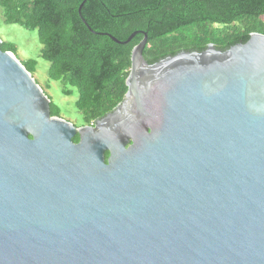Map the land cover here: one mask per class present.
Here are the masks:
<instances>
[{
  "label": "water",
  "instance_id": "95a60500",
  "mask_svg": "<svg viewBox=\"0 0 264 264\" xmlns=\"http://www.w3.org/2000/svg\"><path fill=\"white\" fill-rule=\"evenodd\" d=\"M137 33L81 127L0 47V264H264V34L150 64Z\"/></svg>",
  "mask_w": 264,
  "mask_h": 264
},
{
  "label": "trees",
  "instance_id": "16d2710c",
  "mask_svg": "<svg viewBox=\"0 0 264 264\" xmlns=\"http://www.w3.org/2000/svg\"><path fill=\"white\" fill-rule=\"evenodd\" d=\"M0 8L6 24L36 31L48 78L77 91L75 107L87 125L123 100L131 50L143 38L137 33L124 43L134 31L147 33L143 56L150 64L209 44L226 50L252 32L264 34V0H0ZM0 47L16 54L11 42ZM22 64L33 76L36 61ZM50 113L60 110L50 103Z\"/></svg>",
  "mask_w": 264,
  "mask_h": 264
},
{
  "label": "rangeland",
  "instance_id": "374dc122",
  "mask_svg": "<svg viewBox=\"0 0 264 264\" xmlns=\"http://www.w3.org/2000/svg\"><path fill=\"white\" fill-rule=\"evenodd\" d=\"M0 39L14 44L16 48L15 55L21 62L29 59L36 61L33 77L50 98L53 105L61 111V118L73 122L81 121L75 107L78 96L77 91L70 86L65 87L61 81H52L48 78L50 63L40 57L42 45L39 43L36 31H28L17 24H6L0 8ZM65 91H71V94L67 96L64 94Z\"/></svg>",
  "mask_w": 264,
  "mask_h": 264
},
{
  "label": "flooded vegetation",
  "instance_id": "af4514ba",
  "mask_svg": "<svg viewBox=\"0 0 264 264\" xmlns=\"http://www.w3.org/2000/svg\"><path fill=\"white\" fill-rule=\"evenodd\" d=\"M51 103H52V101H51ZM53 104V103H52ZM62 116V113H61V111H60V115L58 116V117H61ZM65 120H67V121H71V120H69V119H65ZM71 123H73L76 127H81V126H84V125H87V124H84V123H81V121H71Z\"/></svg>",
  "mask_w": 264,
  "mask_h": 264
}]
</instances>
